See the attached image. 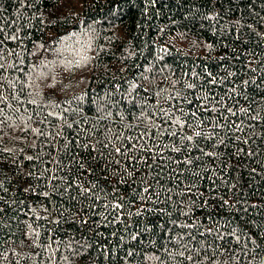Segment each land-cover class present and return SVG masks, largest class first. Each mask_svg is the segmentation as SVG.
<instances>
[{
    "label": "trees",
    "instance_id": "16d2710c",
    "mask_svg": "<svg viewBox=\"0 0 264 264\" xmlns=\"http://www.w3.org/2000/svg\"><path fill=\"white\" fill-rule=\"evenodd\" d=\"M0 264H264V0H0Z\"/></svg>",
    "mask_w": 264,
    "mask_h": 264
}]
</instances>
